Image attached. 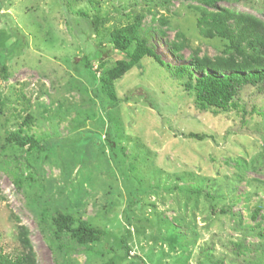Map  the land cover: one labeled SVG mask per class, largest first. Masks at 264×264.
<instances>
[{
    "label": "rangeland",
    "instance_id": "1",
    "mask_svg": "<svg viewBox=\"0 0 264 264\" xmlns=\"http://www.w3.org/2000/svg\"><path fill=\"white\" fill-rule=\"evenodd\" d=\"M218 7L264 25V0ZM215 12L203 0H0V251L31 250L35 264H264V84L204 107L175 70L228 56L203 23ZM138 17L164 64L145 57L111 98L104 77L130 60L112 36ZM22 128L42 150L17 148ZM58 214L107 235L79 244L57 233Z\"/></svg>",
    "mask_w": 264,
    "mask_h": 264
},
{
    "label": "trees",
    "instance_id": "2",
    "mask_svg": "<svg viewBox=\"0 0 264 264\" xmlns=\"http://www.w3.org/2000/svg\"><path fill=\"white\" fill-rule=\"evenodd\" d=\"M221 1L223 0H203L207 7L216 11L213 13L211 22L210 18L206 16L203 23L208 27L211 36L216 35L231 42L230 46L227 45L229 52L225 53L228 56L219 57L216 60L194 58L191 66H181L175 69L180 78L188 77L187 87L195 90L199 103L204 107L211 108H224L231 104L240 90L248 85L261 90V85L264 84V25L250 15H237L229 11L217 12L219 10L218 3ZM99 20L91 21L92 26L98 25ZM140 29L141 20L138 17L133 23L123 27L112 36V50L126 53L130 60L118 61L113 70L106 73L104 85L107 88L108 96L111 98L114 97V82L145 57H151L160 64H164L157 52L149 46L148 40L141 36ZM245 47H248L254 54L256 63L249 61ZM103 55L104 51L99 50L97 56L99 61ZM239 57L245 60L239 62ZM90 66L93 69L91 64ZM193 68L201 71L202 75L197 77ZM6 70L4 66L5 80L7 79ZM25 126L24 123L22 127ZM11 136L20 151L26 148L29 153L43 149L41 143L34 136L25 135L23 128L12 133ZM54 223L58 234L67 233L79 244L97 242L107 235L106 231L76 220L71 215L58 214ZM20 236L25 247L32 249L29 242L24 239L26 236L24 231L21 232ZM0 264H35L33 252L31 250L22 251L16 256H10L0 251Z\"/></svg>",
    "mask_w": 264,
    "mask_h": 264
}]
</instances>
